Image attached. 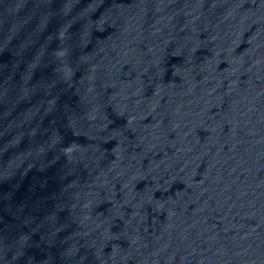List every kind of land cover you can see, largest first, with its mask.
<instances>
[{"label":"water","instance_id":"obj_1","mask_svg":"<svg viewBox=\"0 0 264 264\" xmlns=\"http://www.w3.org/2000/svg\"><path fill=\"white\" fill-rule=\"evenodd\" d=\"M0 264H264V0H0Z\"/></svg>","mask_w":264,"mask_h":264}]
</instances>
